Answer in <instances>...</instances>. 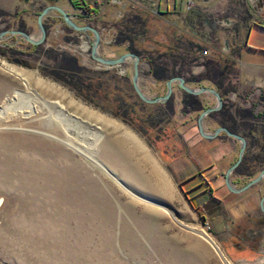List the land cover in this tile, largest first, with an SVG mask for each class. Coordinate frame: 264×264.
<instances>
[{
	"label": "rangeland",
	"instance_id": "374dc122",
	"mask_svg": "<svg viewBox=\"0 0 264 264\" xmlns=\"http://www.w3.org/2000/svg\"><path fill=\"white\" fill-rule=\"evenodd\" d=\"M73 1L76 9L74 10L70 8V12L73 13L71 16L74 17V23L78 26L92 27L100 34L101 41L98 48L99 55L105 59H117L118 57L124 55V52H126L125 48L121 50L116 47L118 31L122 29L120 22H118L120 17L113 16L108 20L109 22L96 28L88 22L91 16V10L87 6L95 4L96 0H84V2H82V0ZM65 2L62 0H53V2H49L48 0H38V2H35L33 0L32 3H30V0H23L21 7L15 11L7 12L0 10V33L5 31H22L28 33L33 40L37 41L39 38V32L36 25L37 16L45 7L56 6L61 8L62 5H67L68 2ZM35 4L37 5V8H35ZM31 9H36L35 14L31 15V18L26 17L24 14H29ZM20 16L21 18H19ZM24 23H28L29 25ZM44 28L46 31V39L45 42L39 46H32L17 38V36H5V40L0 42V85H4L8 92L10 91V94L14 89L26 92V88L23 87L22 81L9 72L7 73L6 70L10 67L15 68V70L17 68V70L19 72L21 71L24 76L29 77V79L27 78L29 90L34 91V93L39 94L40 96L44 95V98L49 102L52 100L55 101L63 95L64 99L62 98V102L65 104L67 103V100H73L74 102H72L74 104L84 107L115 122L124 130L129 131V133L136 135L139 139H141L143 143L147 145L148 150L146 151L149 152V154L155 159L158 158V155L162 158L166 165L163 166L166 172L165 181L155 170L154 166H152V163L146 155L144 158L145 161L143 162V158L139 154L140 152L134 150V146L131 144L129 145L126 142V138L121 136L120 139H118L121 143L120 150L130 154V164L133 165L134 171L126 174L127 167L120 162H116V173L121 177V184L129 190L128 192L121 186V184L111 178L103 169L97 167L92 161L87 159V157L85 158L79 154L73 153V157L81 159L83 164L86 165L87 170L89 172H93L94 174V183L96 185L94 188L95 191L89 190L86 198L87 202L84 200L85 203L90 205V201L96 203H102V201H104L114 209V221L118 223L116 226L118 229L112 230V232L116 233L115 236H117V234L119 235L118 231L120 230L122 224L127 225L129 232L131 231L134 233L135 228L132 225L134 224V226H138L140 228L141 226L142 228L145 227L147 232H154L150 235V237L152 239L161 237L163 239L162 241L166 244V254L163 256H155L153 253L154 251L155 253L157 251L154 247L151 248L152 245L149 244V241H144L149 240V237L148 239L143 238L141 235L137 234L136 229L134 234H136V237L143 245L144 256L142 255L141 258L127 259V257L123 255L120 250L118 251V255L120 256L118 261H121L124 264H224L213 248L192 231V229H196L205 231L229 264H264V243H258L260 242V238L258 237L259 235H255L254 238L251 237L252 240L249 244L255 252L245 253V256H242L244 254L237 253L235 256L233 250H231L235 257L232 256L230 258V256H228L223 249V246L226 245L222 244L220 240L217 241L216 237L209 234V231L204 228L205 220L203 215L199 213L195 205L192 206L191 203L188 204V201L184 198L185 194H182L180 189L176 188V183L174 184L172 181L174 177L171 179L169 175L171 174V165L174 160L181 157V154H183L186 149V142H183L185 136L190 137L187 135L188 129L183 132V139H177L174 137L176 136V129L173 128V126H178L180 122L185 121L186 119H184V116L179 118L180 116L176 115V117H174L176 119H181L179 121L176 119L174 120L173 116H170L169 122L161 123V127L163 129L162 131L156 129L149 130L147 127L141 125H135L132 127L118 117H115L113 114L114 110L121 101L124 100V102L132 104L139 100L131 84V61H127L121 66L113 68H105L104 66L97 64L90 57V49L93 42V36L91 33H77L68 29L56 13H51L44 19ZM157 36V33L153 30L151 35L148 36L149 39L144 34L143 36H140L138 41L139 43H150L149 45L153 46L154 43H158L160 40ZM181 37L182 36L179 35L175 38H168V45L172 46V48H169L167 53L161 54L165 57L155 54V56L151 59L161 56V59L164 57L162 62L170 64L172 63V60L168 58V56L176 54V51L174 50L175 47L179 48V45H181V49L178 53H183L185 49L182 47L185 48V46H193L189 50V59L191 63L186 62L184 65H179L175 69V72H179L180 74L178 77L183 78L186 85L188 84L187 86L189 87V82L192 79L204 77L206 75L207 71L205 64L210 62V56L207 55L205 50H203V46L201 47L199 44L197 45L191 41L190 43L189 39L183 40ZM124 45H126V43H124ZM128 45L130 44L128 43ZM133 46H137L135 41H133ZM62 56L76 59L78 67L82 70V72H80L81 77L87 83L92 85L91 92H87L89 94H85V92H82L81 90L74 89L64 80L62 76L59 75L60 73L55 68ZM218 57V59H221L219 55ZM144 59H146V56L145 58L139 57V89L143 95L149 99L163 97L166 94V89L163 86L158 87L156 83L151 80L150 75L147 72L148 64ZM219 61L221 62V60ZM230 61L231 60L228 59L227 63L229 64ZM223 65L221 66L223 67ZM200 67L204 69L202 70ZM234 81L236 82L234 76L231 80H227L226 87L231 91L223 97L221 109L226 106L228 114L233 117L239 116L236 122L237 132L247 143L245 154L248 158L255 157L256 159H259L260 164H255L253 171L261 172L264 170V95L254 93L253 88L247 89L248 91L240 89V91L238 90L236 92ZM173 86H175V88L172 90L173 92L170 100L171 106L173 105L175 107L179 105L177 104L178 101L183 100L185 93L178 88L177 83H174ZM233 93H236V97H233L235 96L232 95ZM58 94L60 95L58 96ZM223 101L227 102V104H224ZM157 105L160 106L162 104ZM221 109L219 111H221ZM136 111V115L142 117L143 119H145L148 114L154 112L153 109L141 111L140 108H137ZM69 112L73 114L72 109H70ZM202 112L203 111H200L193 116L192 122H190L193 125V128L196 127L197 118ZM218 112L207 116L204 119L203 124L209 125L213 122L219 123V116L217 115ZM172 118L174 122H172ZM19 120L22 124L18 123L16 128L20 127V129L16 131H0V146L9 147L11 149L16 147L17 143H25L27 146L32 143H38L41 146L49 147L47 144L50 143L51 138L31 132L29 129L34 125L32 123H24L26 120L25 117H19ZM170 122L173 126H169ZM245 127H252L250 135H248V132L244 130ZM243 132L245 133L243 134ZM7 140L12 141L10 143H6ZM87 172L85 171V174H87ZM135 173L139 174L141 178H136ZM93 174L90 173L88 178H90ZM253 176L250 178L243 177L239 179L237 174L233 172L230 179L233 183L237 184L238 187H243L255 178V176ZM80 178H83V174ZM198 184L199 183L196 180H192L182 187V191L187 194V197H190L191 195L193 196V194L196 193H193L195 192L194 190L191 191L192 193L190 192L191 186ZM256 186L261 188V194L264 195V183L261 182ZM160 188L165 190V194L159 192L161 191L159 190ZM131 189L143 190L146 193V196H144L145 200H148L163 209H158L153 207L151 204L138 200L135 197L138 195ZM0 192L4 195L3 189L0 188ZM5 194L4 198L7 201L9 195H7V193ZM83 196L85 197V195ZM42 198H39V200H41L44 205L47 202V197L44 199ZM132 207L134 208V212L131 214L127 211V208L133 209ZM164 209H166L168 213H165ZM64 210L65 208L61 206L59 211L64 213ZM10 212L8 204H2L0 206V224H2L5 218L10 216ZM44 212H48L52 216L56 213L54 209H45ZM82 212L84 217L88 216L87 218H90L89 212H86L85 209H82ZM128 213L132 215L131 220H128L127 218ZM250 217H253L254 219L259 217L260 219H262V217L264 218L263 214H260L258 208L253 214H251ZM52 220L57 221L55 223L61 224V222H58L61 221L60 218L53 217ZM68 221L69 233L67 236L63 235V237H61L56 232L59 231L56 228L54 230L49 227L48 229H44V232L38 231L39 233L44 235L47 234L48 236L57 239L58 249L55 251L57 256L56 258H53L47 250L43 249L33 251L32 246H26V244L18 242V240L12 236L10 237L8 235L7 239H3L0 235V264H73L65 259L63 255L65 252L63 251V248L59 247L62 245L61 241L66 239L67 244L77 246L79 239L87 234V230L91 231L95 225H98L99 217L97 216L95 219L89 220V222L91 221V224L93 223L95 225H92V228H86V230L84 227H77L78 225L75 220L69 219ZM9 222L11 223V221ZM64 223H66V220ZM12 226L13 224L11 223V227ZM157 226L159 227V233L161 232L162 236H159ZM250 229H254L256 232H259L260 230L256 225L250 226ZM248 231L251 232V230ZM105 236L109 239L113 235L108 236V234H105ZM263 236L261 240H264ZM92 238L94 239V242L90 243L88 246L97 248L100 245L101 236L98 237L97 235H94ZM103 240L106 239L103 238ZM104 242L107 245L109 244L108 241ZM155 244L157 245V242ZM227 247L228 246H226L225 250H227ZM105 252L109 254V249ZM172 252L179 254V261H176L175 263L173 262L171 257ZM227 252H229L230 255V251L228 250ZM81 256H84L83 259L85 258L88 261H96V258L91 252L86 254L83 253ZM117 264H119V262Z\"/></svg>",
	"mask_w": 264,
	"mask_h": 264
},
{
	"label": "bare ground",
	"instance_id": "6f19581e",
	"mask_svg": "<svg viewBox=\"0 0 264 264\" xmlns=\"http://www.w3.org/2000/svg\"><path fill=\"white\" fill-rule=\"evenodd\" d=\"M6 70L7 73L9 72L22 81L26 92L14 89L10 94V91L8 92L4 85H0V131L20 129V127L16 128L17 124L21 123L19 117H25L24 123L34 125L29 129L31 132L49 137L51 140L47 144L49 147L41 146L38 143H32L28 146L25 143H17L16 147L11 149L0 146V188L4 192V195L0 192V206L8 204L11 211L10 216L0 224L1 237L7 239L8 235L12 236L18 242L26 244V246H32L33 251L44 249L53 258H56L57 239L39 232H44V229L50 227L54 230L55 228L58 229L59 231L56 232L61 237L63 235L67 236L69 233V219L75 220L77 227H84L86 230V228L95 225L91 224L89 220H93L98 216V225L92 226L93 230L91 231L87 230V234L79 239L77 246L67 244L66 239L61 241L62 245L59 247L63 248L65 252L63 255L70 263L117 264L119 262V264H124L118 261L120 257L118 251L120 250L127 259L141 258L142 255L144 256V248L140 243L141 241L134 234L136 229L137 234L143 238L148 239L149 237V240L144 241H149V244L152 245L151 248L154 247L157 251L153 253L155 256L165 255L166 244L162 241L163 239L158 236L156 239L150 237L154 232H147L145 227L142 228L141 226L140 228L134 226V224H132L135 228L134 233L129 232L128 226L120 223L119 235L115 236L116 233L112 230L118 229L116 227L118 223L114 221V209L104 201L102 203L90 201V205L84 201L87 202L86 198L89 190L95 191L94 174L87 170L81 159L73 157V153L87 157L97 167L103 169L111 178L121 184L122 179L116 173V162H120L127 167L126 174L134 171L133 165L130 164V154L120 150L121 143L118 139L121 136L126 138L129 145L134 146V150L140 152L143 162L145 161V153L139 151L135 146L132 136L120 125L74 104L73 100V102L67 100L65 104L62 102L63 95L55 101L52 100L53 102L47 101L44 95L40 96L29 90L27 82L29 77L24 76L17 68L15 70V68L10 67ZM70 109L73 110V114L69 112ZM11 141L7 140L6 143ZM85 171L93 175L88 178L89 174L88 172L85 174ZM82 174L83 178H80ZM135 176L141 178L137 173H135ZM121 186L124 187L122 184ZM125 190L127 189L125 188ZM131 190L138 195L135 196L138 200L151 204L158 209H163L145 200L146 193L143 190ZM159 190H161L159 192L165 194L163 188ZM127 191L129 192V190ZM5 193L9 195L7 201L4 198ZM45 196L47 202L43 205L39 198L43 197L42 199H44ZM61 206L65 208L64 213L59 211ZM45 209H54L56 213L52 216L48 212L45 213ZM82 209L89 212V219L88 216H83ZM164 210L165 213H168L166 209ZM127 211L132 214L134 208H127ZM130 213L127 215L128 220L132 219ZM53 217L60 218L61 221L58 222H61V224L55 223L57 221H53ZM65 220L66 223H64ZM9 221L13 224L12 227ZM157 230L159 233V227ZM192 231L213 248L224 264H229L205 231L196 229H192ZM105 234L113 236L108 239ZM161 234L160 232L159 236ZM94 235L101 236L98 249L88 246L94 242L92 238ZM103 238L106 240H103ZM104 241H108L109 244L107 245ZM108 249L109 254L105 252ZM88 252L94 255L96 261L91 262L85 258L83 259L84 256L81 255ZM171 257L174 263L179 261L178 253L172 252Z\"/></svg>",
	"mask_w": 264,
	"mask_h": 264
},
{
	"label": "crops",
	"instance_id": "0c3cea01",
	"mask_svg": "<svg viewBox=\"0 0 264 264\" xmlns=\"http://www.w3.org/2000/svg\"><path fill=\"white\" fill-rule=\"evenodd\" d=\"M32 1L30 0V3ZM34 1L38 2V0ZM48 1L53 2V0ZM62 1L68 3L67 5H62L61 8L68 15H73L70 12V8L76 9L73 4L74 1ZM185 1L96 0L95 4L91 6L87 5L91 10L88 22L97 28L109 22L108 20L113 16L120 17V20H117L120 24L130 20L132 17L138 16L144 22L143 30L146 37L151 35V32L154 30L160 42L158 41V43H154L151 46L149 45L150 43H139L136 40L137 46H133V48L140 53V57L145 58L146 56L144 60L148 64L147 72L151 80L158 87L163 86L166 89V83L171 78L160 80L153 77L150 72L149 61L154 60L151 58L155 54H165L169 48H172V46L168 45V38H175L181 35L183 40L189 39V42L191 41L197 45L199 44L201 47L203 46V50L210 56V62L223 65L228 59L231 60L233 76L236 80V82L234 81L236 92L240 91V89L248 91L247 89L253 88L254 93L264 95V28L254 23L255 18L264 11V0L256 8L252 7V9L250 7L247 9L246 4L242 0H192L194 8L189 13L185 11ZM22 2L23 0H0V10L7 12L15 11L21 7ZM35 8H37L36 4ZM35 12L36 9H31L29 14L24 15L31 18V15H34ZM233 13L239 15V18L231 17ZM26 25L29 24L27 23ZM121 44L117 43L116 47L121 50L125 48V54L130 53L128 51V43L126 42V45L124 43L123 45ZM179 46L181 47V45ZM218 55L221 59H218ZM200 69L203 70L204 68L200 67ZM233 76L229 77V80ZM189 83V88L211 89L217 92L221 96V99L229 93V91L223 92V89H218L212 82L203 79V77L194 78ZM172 88L174 90L175 86H172ZM232 95L236 97V93ZM196 99L201 104V111L210 109L216 104L215 98L209 93L197 96ZM177 104L179 105L175 107L172 105L171 116L173 118L176 115H179V118L184 116L186 120L180 122L178 126H173L170 122L169 126L172 125L176 129V136L174 137L177 139H183V132L187 131V129V135L190 137L185 136L183 142H186V149L181 154V157L174 160L171 165V174L169 175L171 179L174 177L172 181L174 184L176 183V188L180 189L182 194H185L184 198L188 201V204L195 205L199 213L203 215L205 222L209 226V234L216 237L217 241L220 240L222 244L228 246L227 250H225L226 246H223V249L230 258L234 256L231 250H233L235 256L237 253L244 254L242 256H245V253H252L254 250L249 244L255 235H259V244L264 243V240H261L264 235V226L263 224H257V222L262 221L263 217L262 219L260 217L256 219L250 217L257 208L260 211L259 203L264 195L261 194L259 186H254L240 194L230 193L225 186L224 179L226 171L238 158L239 143L225 136L223 133H220L215 139L202 138L198 132L197 125L193 128V125L190 123L193 116L200 111L185 114L182 101H178ZM173 118L171 119L172 122H174ZM179 118H174V120H181ZM219 127L224 128V125L220 122H213L209 125L203 124V130L206 135H211ZM234 130L232 133L240 135L237 132V128H234ZM127 132L134 139L135 146L145 153L152 166L166 181V172L163 168L166 165L162 158L156 154L158 157L156 160L146 151L148 150L147 145L141 139L136 135H132L129 131ZM259 173L253 171L251 176L254 175L256 178ZM146 176L149 177L148 175ZM251 176L237 175L239 179L243 177L250 178ZM192 180H196L199 184L191 186L190 192L194 190L195 192L193 193L196 194L187 197V194L182 191V187ZM230 183L234 189L238 190L242 188L233 183L231 179ZM262 183H264V179ZM255 225L259 227V232H256L255 228L253 230L250 229V226ZM248 230H251V232ZM228 250L230 251V255L227 252Z\"/></svg>",
	"mask_w": 264,
	"mask_h": 264
},
{
	"label": "trees",
	"instance_id": "16d2710c",
	"mask_svg": "<svg viewBox=\"0 0 264 264\" xmlns=\"http://www.w3.org/2000/svg\"><path fill=\"white\" fill-rule=\"evenodd\" d=\"M122 29L118 31L117 43L123 44L128 42V51L136 54L140 57V53L137 52L133 48V41H136L140 38V36L144 35V22L138 17H132L130 20L124 21L121 24ZM193 46H185L182 47L184 50L183 53H178L181 49L174 48L176 51L175 55H169L168 58L172 60V63L166 64L161 61V56L155 58L154 60L149 61L150 72L156 79H169L174 76H180L179 72H175V69L180 65H184L186 62L191 63L189 59V50ZM165 57V56H164ZM163 57V58H164ZM220 64L209 62L205 64L206 75L203 79L212 82L218 89H223V92H227V80L229 77L233 76L232 64L229 62H224L222 68ZM64 78V80L69 83L74 89L81 90L85 92V94H89L87 92H91L92 85L87 83L80 75L82 70L77 65V61L75 58L62 56L61 60L57 63L55 68ZM231 91V90H228ZM183 111L185 113L201 111V104L197 101L196 97L190 95H184L182 100ZM140 108L141 111H145L146 109H153L154 112L148 114V116L143 119L136 115V109ZM114 116L123 120L130 126L141 125L147 127L149 130H163L161 127V123L169 122V117L172 115V106L171 100L167 101L162 105H147L142 103L140 100H137L134 103H126L121 101L119 105L114 110ZM219 116V122L224 125V128L227 127L229 131H235L234 128H237V117H233L227 112V107H223L221 111L217 113ZM248 132V135L252 132V127L245 129ZM245 132H243L244 134ZM245 137V136H244ZM246 138V137H245ZM255 164H260L259 159L255 157H247L246 154L243 157L242 162L239 167L236 169V174L239 176H251L253 173Z\"/></svg>",
	"mask_w": 264,
	"mask_h": 264
},
{
	"label": "water",
	"instance_id": "95a60500",
	"mask_svg": "<svg viewBox=\"0 0 264 264\" xmlns=\"http://www.w3.org/2000/svg\"><path fill=\"white\" fill-rule=\"evenodd\" d=\"M51 13H56L68 29L74 32H77V33H83V34L91 33V35L93 36V42L91 44L90 57L97 64L104 66L105 68H113V67H119L122 64L126 63L127 61H131L132 63L131 84H132L135 94L137 95L138 99L142 103H145L147 105L165 104L171 98V95L173 92L172 86L174 83H177L178 88L181 91L191 96L197 97L204 93L211 94L215 98L216 104L214 107L203 111L199 115V117L197 118V129H198L200 136L204 139H215L220 133H223L225 136L239 143L238 158L236 162L225 173L224 179H225V186L227 190L230 193L240 194L258 185L264 179V170H263L259 173V175L255 179H252L241 189L237 190L231 186L230 176L239 167L240 163L243 160L244 152L246 149V142L244 138H242L241 136L234 134L230 132L229 130H227L226 128H222V127L217 128L211 135H206L204 133V130H203L204 119L210 114L218 112L222 107V99H221V96L217 92L211 89H208V88L191 89L186 85L185 80L183 78L174 77V78H171L169 81H167L166 94L163 97H159L155 99L147 98L145 95H143L138 85L139 57L134 53H127V54H124L118 57L117 59L102 58L98 53V48H99L100 41H101L99 32L96 29L89 27V26H78L77 24L74 23V17L68 15L63 9L56 7V6H47L40 12V14L37 16V19H36V25H37V29L39 32V38L37 39V41H33L31 39V36L28 35V33H25L22 31H5V32L0 33V42L5 40L4 39L5 36H8V37L17 36V38L25 41L26 43L32 46H39L43 44L46 39L44 19L47 18ZM259 209L264 214V196L260 200Z\"/></svg>",
	"mask_w": 264,
	"mask_h": 264
},
{
	"label": "built area",
	"instance_id": "2783aa9c",
	"mask_svg": "<svg viewBox=\"0 0 264 264\" xmlns=\"http://www.w3.org/2000/svg\"><path fill=\"white\" fill-rule=\"evenodd\" d=\"M261 1H262V0H242V2L246 4L247 9H248L249 7H250L251 9H252V7H253V8H256V6H257L258 4L261 3ZM245 4H244V5H245ZM192 8H193V3H192V1H191V0H186V1H185V11L190 12V11L192 10ZM231 17H234V18L238 19V18H239V15L233 13ZM254 23H255V25H257V26H259V27H263V28H264V11H263V13H260V14L257 16V18H255ZM234 79H235V78H234ZM223 103H224V104H227V102H224V101H223ZM204 228H205L207 231H209V226H208V224H207L206 222L204 223Z\"/></svg>",
	"mask_w": 264,
	"mask_h": 264
},
{
	"label": "flooded vegetation",
	"instance_id": "af4514ba",
	"mask_svg": "<svg viewBox=\"0 0 264 264\" xmlns=\"http://www.w3.org/2000/svg\"><path fill=\"white\" fill-rule=\"evenodd\" d=\"M262 182V181H261ZM260 182V183H261ZM262 213V212H261ZM263 214V213H262ZM263 216H264V214H263ZM261 224H263V226H264V218H263V220L261 221V222H258V225H261Z\"/></svg>",
	"mask_w": 264,
	"mask_h": 264
}]
</instances>
